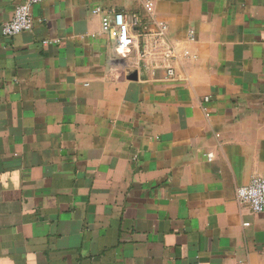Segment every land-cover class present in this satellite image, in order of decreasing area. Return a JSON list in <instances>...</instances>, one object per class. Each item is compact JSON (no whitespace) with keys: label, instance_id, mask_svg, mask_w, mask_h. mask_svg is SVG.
<instances>
[{"label":"crops","instance_id":"obj_1","mask_svg":"<svg viewBox=\"0 0 264 264\" xmlns=\"http://www.w3.org/2000/svg\"><path fill=\"white\" fill-rule=\"evenodd\" d=\"M24 1L0 0V264H264L236 196L264 178V0H57L4 36ZM98 8L138 18L130 50Z\"/></svg>","mask_w":264,"mask_h":264},{"label":"built area","instance_id":"obj_2","mask_svg":"<svg viewBox=\"0 0 264 264\" xmlns=\"http://www.w3.org/2000/svg\"><path fill=\"white\" fill-rule=\"evenodd\" d=\"M57 0H25L15 8L13 17L2 25L1 31L4 36L13 37L25 32H30L34 28L33 8L46 2ZM96 13L102 14V30L112 36L118 50L128 51L135 44V39L131 32V26H138V18L132 17L130 20L121 11L103 10L98 8ZM165 30V26H162ZM173 56L172 50L165 54L167 59ZM168 75H174L172 69H168ZM237 201L248 204L255 214L264 212V178L257 177L247 185L238 188Z\"/></svg>","mask_w":264,"mask_h":264}]
</instances>
